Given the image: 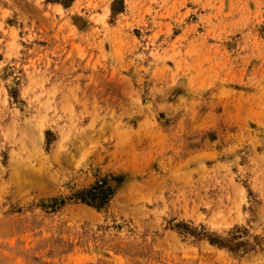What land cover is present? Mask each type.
Wrapping results in <instances>:
<instances>
[{"label": "rangeland", "instance_id": "obj_1", "mask_svg": "<svg viewBox=\"0 0 264 264\" xmlns=\"http://www.w3.org/2000/svg\"><path fill=\"white\" fill-rule=\"evenodd\" d=\"M0 264H264V0H0Z\"/></svg>", "mask_w": 264, "mask_h": 264}, {"label": "trees", "instance_id": "obj_2", "mask_svg": "<svg viewBox=\"0 0 264 264\" xmlns=\"http://www.w3.org/2000/svg\"><path fill=\"white\" fill-rule=\"evenodd\" d=\"M93 194H96L95 196L98 198L99 201H105L109 195L110 190L105 187V185H99L97 188L93 189ZM91 195V192H88ZM95 196L91 197V201H94L96 199Z\"/></svg>", "mask_w": 264, "mask_h": 264}]
</instances>
